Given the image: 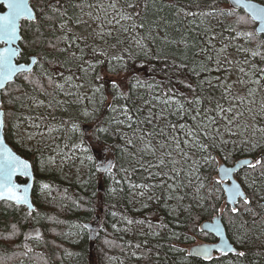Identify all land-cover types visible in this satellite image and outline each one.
I'll list each match as a JSON object with an SVG mask.
<instances>
[{
    "label": "trees",
    "instance_id": "1",
    "mask_svg": "<svg viewBox=\"0 0 264 264\" xmlns=\"http://www.w3.org/2000/svg\"><path fill=\"white\" fill-rule=\"evenodd\" d=\"M36 1L39 4L48 2V0ZM226 1L228 2V0H218V3L223 8L230 5L229 2L228 5L227 3L224 5L223 3ZM261 1L264 2V0ZM31 2L32 5H36L35 0H31ZM72 2L77 3L79 0H72ZM141 2L149 4L146 11L141 10L145 23L151 24L155 20L159 21V26L152 25L150 29L141 32L140 35L146 36L148 31H151L156 39L144 41L146 50H142L134 43L135 37L131 33L114 32L112 37H105L103 41L90 40L89 43H95V46L99 50L105 51L107 55L101 57L104 62L97 67L96 72H90L88 76L77 72L75 62L60 68L59 65L69 57L46 47L45 43L31 45L30 40L34 38L33 28L28 27V22L22 21V24L25 25V34L24 40L21 41L23 51L19 60L26 61L31 54H37L40 58V63L31 71L32 79H39L46 84V77L43 73L47 72L53 76L57 83H65L58 74V69L66 77L70 74L67 68L71 67L72 72L76 73L73 83H82L84 86L80 89H71L67 84L65 85V91L77 92L79 99L77 96H65L56 90V98L65 101V103L54 111L35 108L31 105L25 94L36 95L40 99L44 97L34 93L32 85L22 78H16L10 83L7 93H2V108L6 113V139L18 152L20 151L22 155L24 154L34 162V171L35 174L38 173L39 178L37 187L35 186L34 189L38 209L31 216H28V212L22 207L5 205V202L0 203V264H240V261L231 253L227 256L216 255L211 261L187 255L188 247L198 239L207 241L217 239L212 234L204 236L199 230L203 220L211 218L220 211V207L225 201V195L221 197L216 194L203 202V211L194 207L189 213L179 211L181 205L177 201L167 198L170 193L166 189L151 188L145 192L144 196H140L139 192L142 190L130 188L129 182L149 185L157 183V180L150 179L147 166L150 162L155 163L157 157L165 151V149H160V145L164 141L159 135L149 136L147 134L153 133L154 130L158 132L160 128L167 132V123L175 122L176 118L174 117H168V120L155 118L164 108V105L160 103L163 99L162 89L171 88L185 92L190 96L191 93H187L183 85L177 81L186 80L195 84L204 75H193L191 71L200 60V56L197 55L199 48L204 46L201 29L205 26L214 28L217 40L221 39L220 33H223L225 42L231 40L233 44L244 45V47L261 52H264V49L259 48V43L264 41V35L256 34L255 40L251 43L247 40L245 43L243 38L230 36L228 31L222 27L224 25L236 27L238 31H254L255 27L253 28L250 17L242 9L235 10L238 16L249 19V27L246 29L235 23L236 17H220L219 22L216 19L208 18L203 19L201 29L190 34L186 29L191 26L187 22L180 23L181 18L175 16L174 10L165 7L170 3H178L185 5L186 9L190 7L192 10L198 11L196 5L211 3L212 0H155V7H153L152 0H141ZM157 9L162 10L157 11ZM71 11L69 9L70 14ZM83 19L88 21L93 29L96 28L89 17L84 16ZM197 23L200 24L201 20L198 19ZM42 31L44 39L52 38L51 32L46 29H42ZM74 31L79 35L83 31V27L74 28ZM181 35L195 46L185 50L183 45L166 42L168 40L179 41ZM116 37L124 43L117 44ZM59 46L64 47L63 44ZM85 51L88 50L85 49ZM229 53L230 59L235 57L242 61L244 58L243 54L237 53L231 47ZM114 56H122L123 60L112 59ZM185 57H187L185 63L188 68L182 72L176 71L172 61L175 60L176 64H179ZM248 58L251 63L264 68V60L255 63L261 59L260 57L252 58L249 55ZM86 59H92V57L88 56ZM96 75L101 76L102 79H94ZM216 75L220 76L221 83L227 82L233 85V91L241 96H246L247 87H251V85H240L236 82L239 76L237 71H225ZM112 80L119 83V91L124 94L122 97L116 96L115 90L111 87ZM137 80L140 83H137ZM94 87L102 88L103 95L107 97L103 103H100L101 93H94ZM17 88L20 91H16ZM48 91H53V89L48 88ZM220 94V89L213 93L216 97H219ZM10 97L19 99L15 103H10ZM114 97L116 98L114 99ZM249 99L254 100L255 103L248 105L246 101V105L259 112L261 106L264 105V89ZM125 104L131 108L132 112L140 110V120H144L151 112L154 117L152 123L142 124L139 128L134 125L133 129H129L125 116L120 111ZM111 106L116 107V112L110 110ZM244 107L241 106V111L244 110ZM85 110L91 115L85 116L83 114ZM41 114L46 119H37ZM164 114L167 115L166 112ZM52 116L55 119H52ZM62 120L66 123L61 127V130L49 134L47 126L59 127ZM117 120H124L125 123L118 124ZM249 120V114L245 113L240 124L243 125ZM72 122L79 125L83 135L71 130ZM252 123L256 126H264V118L257 117ZM36 124L39 125L38 128L34 126ZM101 128L106 131H99ZM235 130L241 131L240 128H235ZM252 135L253 132L249 131L246 136L235 138V144L221 145L223 152H220L219 149L210 150V155L215 157L214 162L205 163L199 155L195 157L201 164L199 174L204 178L209 189L214 186L217 180L216 174L220 162L232 163L239 157L250 155L248 146L242 145L241 139ZM141 136H144L143 140L140 139ZM262 136L264 134L255 133L256 140H261ZM224 139L232 140L234 138L225 134ZM129 140L132 141V144L128 143ZM77 144L82 147L77 148ZM146 144L157 150L155 155L150 151L141 152ZM103 147L104 149L100 150ZM105 147L112 151V157L103 158L102 153L105 152L103 151ZM258 154L259 150L251 156L254 157ZM52 156H55V159L62 158L61 156L71 157V159H68L70 162L65 166L50 168V171L45 173L44 170L37 172L39 166L37 160L38 162L43 161L49 159L48 157L52 158ZM225 156L228 157L227 160L224 159ZM88 157H92V159L90 160ZM99 160L112 162L111 175L97 169ZM44 163L49 167L52 165L49 162ZM134 168L136 171H133ZM124 169L128 171L125 172ZM150 171L155 172L156 169ZM166 171L167 169H165ZM236 176L243 181L246 176L251 180L255 174L245 169L238 172ZM20 177L22 176L18 177V181H20ZM99 178H103L102 191L98 189ZM46 181L51 184L47 188L44 187ZM20 182H27V180ZM257 182L260 183L259 180ZM41 189L44 193H41ZM245 189L248 191L247 188ZM183 193H187L186 200L183 202V207H187V204L191 203L192 192L184 189L177 194ZM204 194L202 191L201 195ZM228 207L229 204L223 211V218L228 226L227 231L232 241L241 250H246L237 243L236 236L249 229L252 241H254L247 245V249L250 251L248 259L244 260L243 264H264V255H261V251L264 249L260 247L264 245V230L261 229L264 217H255L256 224L253 225V216L244 213L241 217L236 218L226 211ZM253 207L254 211H259L255 205ZM172 209H177L179 215L176 212L169 214ZM128 219L144 223L129 225ZM233 219L235 226L231 223ZM86 220L94 222L97 226L102 222L97 239H91L89 228L83 224V221ZM242 221L247 222L244 229H240ZM162 223L167 227H160ZM13 224L17 225V235L14 237L11 228ZM30 224L40 225L43 235L40 239H36L32 246L30 244L25 246L22 242L17 244L16 242L20 240L21 230L23 239ZM149 225L153 227L149 228ZM152 232H159L160 235H152ZM173 232L179 236V239L172 236ZM6 237L9 239H5ZM256 237L259 239L257 240ZM137 244H140L141 247L136 248ZM174 248L181 249V251H174Z\"/></svg>",
    "mask_w": 264,
    "mask_h": 264
},
{
    "label": "snow or ice",
    "instance_id": "2",
    "mask_svg": "<svg viewBox=\"0 0 264 264\" xmlns=\"http://www.w3.org/2000/svg\"><path fill=\"white\" fill-rule=\"evenodd\" d=\"M0 3L5 4L8 9L7 12L0 15V92L7 93L8 87L14 81V78H22L29 85H32L34 93L44 97L40 99L36 95L25 94L31 105L35 108H46L51 111L61 108L65 103V101L56 98V90L65 96H77L79 99L77 92L65 91V85L67 84L71 89H80L84 85L82 83H73L76 73L72 72L71 67L67 68L70 74L66 77L58 69V74L64 79L65 83H57L53 76L47 72L43 73L46 77V84L39 79H32L28 65L17 62L22 55V48L17 46V44L24 40L25 34V25L22 24V21L28 22V27L33 28L34 38L30 40L31 45L35 46L43 42L46 47L68 56L69 59L65 60L59 67L63 68L64 65H70L75 62L77 72H82L85 76H88L90 72L95 73L97 67L104 62L101 57L107 55L105 51L99 50L95 43H89L90 40L99 39L103 41L105 37H112L114 32L131 33L135 37L134 43L142 50H146L144 41L146 39L155 40L156 37L152 35L151 31H148L146 36L140 35V33L150 29L152 25L159 26V21L155 20L151 24L145 23L141 10L146 11L149 4L141 2V0H79L77 3H73L72 0H48L47 3L33 6L29 5L28 0H0ZM152 4L155 7V0H152ZM232 5L239 6L245 10L251 22L258 24L259 27L256 31H238L236 27L222 25L230 36L243 38L251 43L257 38V31L264 33V3L253 2V0H232ZM165 7L174 10L175 16L181 18L180 23L187 22L191 26L186 29L190 34L196 33L197 29H201L203 19L208 18L216 19L219 22L220 17H236L235 23L238 25L249 23V19L237 15L235 7L229 5L222 8L218 0H212L211 3L203 5H196L199 9L198 11L192 10L190 7L186 9L185 5L178 3H170L165 5ZM69 9L72 10L71 14ZM86 9L88 11H85ZM161 10L157 9V11ZM84 16L89 17V20L96 25L95 29L91 27L88 21L83 19ZM198 19L201 20L200 24L197 23ZM80 27H83V31L78 35L74 28ZM42 29L51 32L52 38L44 39ZM201 32L204 46L199 48L197 55L200 56V60L191 71L193 75H204L195 84L186 80L177 81V83L183 85L187 93H191L190 96L179 90L162 89L163 99H161L160 103L164 105V108L159 116L155 118L168 120V117H174L176 119L175 122L169 121L167 123V132L160 128L158 132L154 130L153 133L147 134L149 136L159 135L164 141L160 145V149H165V151L157 157L155 163L150 162L147 166L150 179L157 180V183L149 185L129 182V187L141 189L142 191L139 192L140 196H144L145 192L151 188L166 189L170 193L167 198L175 200L181 205L179 211L189 213L194 207L203 211V202L206 199L212 198L216 194L221 197L226 194L229 204L226 211L233 214L236 218L241 217L244 213L250 214L253 216L252 223L255 225V217H264V186H262L264 185V136H262L261 140H256L255 133L264 134V126H256L252 121H255L257 117L264 118V105L261 106L259 112H256L248 105L255 103L254 100L249 98L254 97L258 91L264 89V83H262L264 81V68L251 63L248 57L250 55L252 58L260 57L261 60H264V52L253 50L240 44H233L231 40L225 42L223 33H220L221 39L217 40L216 30L211 27L205 26L201 29ZM57 33L59 34L57 35ZM166 42L183 45L185 50L195 46L183 35H181L179 41L168 40ZM116 43L122 44L124 41L116 37ZM60 44H63L64 47H60ZM230 47L237 53L243 54L244 58L242 61L235 59V57L229 58ZM259 48L264 49V41L259 43ZM85 49L88 51H85ZM77 52H79V55H77ZM88 56L92 57V59H86ZM112 59L123 60V57L114 56ZM186 59L187 57L181 60L179 64H176L175 60L172 61L176 71L182 72L188 68L185 63ZM32 63L39 64L40 61L34 57ZM225 71H237L239 76L236 82L240 85H251V87H247L246 96H241L239 93L234 92L233 85L227 82H220L221 78L216 74ZM94 79L100 80L102 77L96 75ZM137 83L140 82L137 80ZM111 87L115 90L117 97L124 95L119 91L120 85L117 81L112 80ZM48 88H52L53 91H48ZM217 89L221 90L219 97L213 95ZM16 91H20V89L17 88ZM93 91L94 93H101L100 103L107 99L103 95L101 87H94ZM17 99L19 98L10 97L9 102L15 103ZM246 101L248 105H246ZM242 105L245 106L243 111H241ZM2 107L3 103L2 99H0V108ZM110 110L116 112L117 109L111 106ZM120 111L125 116L129 129H133L134 125L139 128L142 124H151L154 119L153 114L149 112L144 120H140V110L137 109L132 112L127 104ZM165 112L167 115L164 114ZM245 113L249 114L250 120L241 125L240 120L245 116ZM83 114L85 116L91 115L87 110ZM5 119L6 113L0 111V127L5 124ZM37 119L43 120L46 117L41 114ZM52 119H55V117L52 116ZM65 123L62 120L59 127L47 126L48 133L59 132ZM116 123L123 124L125 121L117 120ZM34 126L39 127L38 124ZM235 128H240L241 131H236ZM71 130L80 132L83 135L79 125L75 122L71 123ZM99 131H106V129L101 128ZM249 131H252L253 135L248 136L246 139H241V144L248 146L250 155L256 153L257 150H259V154L252 159H244L240 170L246 169L254 173L255 176L251 180L246 176L242 182L238 183L233 179V173L237 170L222 166L219 169V172L222 173L221 178L217 179L214 186L209 189L204 182V178L199 174L201 164L195 157L199 155L205 163L214 162L215 157L210 155V150L219 149L220 152H223L221 145L235 144V138H240L242 135L246 136ZM40 134L43 135V133ZM225 134L234 139H224ZM140 139L143 140L144 136H141ZM128 143L132 144V141L129 140ZM76 147L80 148L82 145L77 144ZM133 148H135V145H133ZM146 151H150L155 155L157 150L146 144L144 149H141V152ZM68 159H71V157H68ZM88 159L91 160L92 157H88ZM224 159L227 160L228 157L225 156ZM30 167L31 165L26 160H21L11 150H6V158L0 160V201L12 206L27 205L29 209H32L33 206L29 202L28 185L21 184L16 179L18 176H30ZM112 167L111 162H108L107 166L104 167V171L111 175ZM141 167L144 166L141 165ZM151 169H156V171L152 172L150 171ZM165 169H167L166 172ZM124 171L127 172L128 170L124 169ZM133 171H136V169L134 168ZM125 178L127 179V177ZM258 180L260 183L257 182ZM226 181L230 182V185L226 184ZM221 185L223 187H220ZM44 187L47 188L48 185H44ZM245 188L248 191H245ZM184 189L192 192L191 203H188L187 207H183L187 193L177 194ZM202 191H204V195H201ZM113 192H115V189H113ZM254 205L259 211H254ZM144 207H147V205H144ZM179 211L172 209L169 214L176 212L179 215ZM27 215L31 216L32 213L29 212ZM127 223L131 225L144 222L128 219ZM231 223L235 226L234 219ZM246 224V221H242L240 229H244ZM152 227V225H149V228ZM160 227L164 228L167 225L162 223ZM227 227V225L224 226V228ZM11 228L12 236L14 237L17 235V225L13 224ZM261 229L264 230V224L261 225ZM199 231L204 236L209 234L216 236L218 243L214 245H198L187 253L188 256L211 261L213 259L212 253L215 251L224 256L230 253L233 254L240 261V264H243L244 260L248 259L250 249H247V245L250 242H254L252 241V235H250V229L240 232L237 237V243L246 250L237 249L225 238V232L222 230L219 220L215 223L205 224ZM152 235L159 236L160 233L152 232ZM172 236L179 239V236L174 232ZM40 237L41 234L39 232H36L35 236L31 233L25 234V238L28 240L40 239ZM5 239H9V237ZM256 239L258 240L259 237H256ZM135 247L140 248L141 245L137 244ZM260 247L264 249V245ZM173 250L181 251V249L176 248ZM261 255H264V250L261 251Z\"/></svg>",
    "mask_w": 264,
    "mask_h": 264
},
{
    "label": "water",
    "instance_id": "3",
    "mask_svg": "<svg viewBox=\"0 0 264 264\" xmlns=\"http://www.w3.org/2000/svg\"><path fill=\"white\" fill-rule=\"evenodd\" d=\"M229 1V3H230V5L231 6H233V7H235V9H242V8H240L239 6H235V5H232V0H228ZM28 2H29V5L30 6H33L32 5V2H31V0H28ZM253 2H260V3H264V2H262V1H260V0H253ZM0 5H2L3 6V8H0V15H2V14H4L5 12H7V7H6V5L5 4H2V3H0ZM245 11V10H244ZM246 12V11H245ZM247 13V12H246ZM258 27H259V25L258 24H256L255 25V31L258 29ZM257 34H263L264 35V33H260V32H256ZM17 46H20L21 48H22V51H23V46H22V44H21V42H18V44H17ZM20 58V57H19ZM19 58H18V60H17V62L18 63H25V64H27L28 65V67H29V69H30V71H32L35 67H36V65L37 64H33L32 63V60H33V58L34 57H31L30 59H29V61L28 60H19ZM35 58H37V57H35ZM37 59H40V58H37ZM16 78H14V80H15ZM2 93L3 92H0V99H2ZM0 111H3V112H5V110H4V108H0ZM6 150H11V152L14 154V155H16V156H18L21 160H26L30 165H31V167H30V173H31V175L30 176H28L27 178H28V180H27V182H20V181H18V177H16V179H17V182H19V183H21V184H27L28 185V188H29V193H28V195H29V202L32 204V209H29L28 208V206H27V208H28V211L29 212H32L33 211V209H35L36 208V204L33 202V199H32V191H33V186H34V178H35V171H34V167H33V163H32V161L29 159V158H27L26 156H24V155H22L21 153H19L8 141H7V139H6V135H5V124L3 125V127H0V160H3V159H5L6 158ZM244 159H252V158H241V159H239V160H237L233 165H229V164H227V163H225V162H223L222 163V166H224V167H229V168H234V169H236L237 171L238 170H240V167H241V163H242V161L244 160ZM108 164V163H107ZM107 164L105 165V164H103L102 163V160H99L98 161V163H97V168H98V170L99 171H104V167L105 166H107ZM111 164H112V162H111ZM221 166V167H222ZM220 167V168H221ZM222 176V173H220V177ZM233 179L236 181V182H238V183H240V181L236 178V176H235V172L233 173ZM226 184H229L230 185V182L228 183L227 181H226ZM223 186V185H222ZM245 191H246V189H245ZM1 202V201H0ZM227 204H228V202H227ZM221 214H222V212L221 213H219V214H216V215H214L211 219H207V220H204L203 222H202V224H201V228L202 227H204V225L205 224H209V223H215L217 220H219L220 221V224H221V228H222V230L225 232V238L226 239H228L237 249H239V250H241L240 249V247L236 244V243H234L233 241H232V239H231V237L229 236V234H228V231H227V228H224V226L226 225L225 224V222H224V218H223V215L221 216ZM208 220H213V221H208ZM86 226L89 228V232H90V237H92V238H95L97 235H98V226H97V224H95L94 222H87V224H86ZM216 243H218V238L215 240V241H207V240H203V241H200V242H195V243H193L190 247H189V250H188V252L189 251H191L192 249H194L195 247H197L198 245H214V244H216ZM217 253H219V252H213L212 253V256L214 257V256H216L217 255Z\"/></svg>",
    "mask_w": 264,
    "mask_h": 264
},
{
    "label": "rangeland",
    "instance_id": "4",
    "mask_svg": "<svg viewBox=\"0 0 264 264\" xmlns=\"http://www.w3.org/2000/svg\"><path fill=\"white\" fill-rule=\"evenodd\" d=\"M261 1V0H260ZM35 2H36V4H39V2L38 1H36L35 0ZM229 2V1H228ZM228 2L226 1V2H224L223 4L225 5L226 3H227V5H228ZM41 4H44V2L43 3H41ZM1 8H2V6H1ZM243 10V9H242ZM247 14V13H246ZM248 15V14H247ZM238 25V24H237ZM255 23H253V28L255 27ZM239 26V25H238ZM241 27H243V29H246V28H248L249 27V25L248 24H245V26L244 25H241ZM255 31V30H254ZM257 34V33H256ZM257 35H259V34H257ZM262 36V35H261ZM237 38V37H236ZM236 42H237V39H236ZM244 42L245 43H247V40L246 39H244ZM244 46V45H243ZM251 46V45H250ZM261 61V59H259V61H256L255 63H259ZM101 149H104V147L103 148H100V150ZM98 151H99V149H98ZM103 151H105L104 153H102L103 154V158H105V159H107V158H109V157H112V151L111 150H108V148H106L105 147V150H103ZM62 158H57V159H55L56 157L55 156H52V158H50V157H48L49 159H46V160H43V161H39L38 162V160H37V164H39V166H38V172L41 170H44V173L46 172V171H50V168H54V167H60L61 165L62 166H65L67 163H69L70 162V160H68V157H66V156H61ZM104 159V160H105ZM68 161V162H67ZM44 162H49L50 164H52V165H50V167L47 165V164H45ZM102 163L103 164H107L108 163V161H102ZM56 169V168H55ZM251 175V174H250ZM216 177H217V174H216ZM217 179H218V177H217ZM238 179H239V177H238ZM240 181H241V179H239ZM242 182V181H241ZM44 185H51L50 183H49V181H46V182H44ZM41 193H44V192H42V189H41ZM226 203H225V201L223 202V205L220 207V211H218L217 213H219V212H222L223 213V211H224V209H225V207H226ZM83 224H84V221H83ZM101 224H102V222L101 223H99V226H98V229H99V231L101 230ZM40 234H41V236L43 235L42 234V231H40L39 232ZM22 230H21V235H20V240L19 241H17L16 243L17 244H20L21 242L22 243H24L25 245H29L30 244V242L28 241V240H26L25 238H23L22 239ZM236 237H238V235L236 236ZM97 239V238H96ZM92 240H94V239H92ZM200 241H203V239H198L197 240V242H200ZM192 245V244H191ZM190 245V246H191ZM189 246V247H190ZM189 247H188V249H189ZM19 251H20V249H19ZM219 254H221V253H217V255H219Z\"/></svg>",
    "mask_w": 264,
    "mask_h": 264
},
{
    "label": "flooded vegetation",
    "instance_id": "5",
    "mask_svg": "<svg viewBox=\"0 0 264 264\" xmlns=\"http://www.w3.org/2000/svg\"><path fill=\"white\" fill-rule=\"evenodd\" d=\"M1 6L2 5H0V8H1ZM2 8H3V6H2ZM32 163H33V167L35 169V164H34V162H32ZM37 172H38V170H37ZM35 176H36V179H35V183H34V187H33V191H32V199H33V202L36 204V209H34L31 213H33L34 211H36L38 209V204H37V201H36V198H35V195H34V189H35V186L37 187V181H38V178H39L38 173L35 174ZM19 180L20 181H26V180H28V178L27 177H20ZM0 203H2V201ZM5 205H9V204L6 203ZM17 207H22V208H24V210H26L29 213L28 208H27L26 205L17 206ZM40 231H41V227L38 224H36V225L30 224L29 227L26 229V233H31L33 236H35L36 232H40ZM25 234H24V238H25ZM26 240H28V239H26ZM28 241L30 242V246H32L33 242L36 241V239H31V240H28ZM25 246H28V245H25ZM26 248H30V247H26ZM20 252H21V249H20Z\"/></svg>",
    "mask_w": 264,
    "mask_h": 264
},
{
    "label": "bare ground",
    "instance_id": "6",
    "mask_svg": "<svg viewBox=\"0 0 264 264\" xmlns=\"http://www.w3.org/2000/svg\"><path fill=\"white\" fill-rule=\"evenodd\" d=\"M31 57H37V58H39V56L37 55V54H31V55H29V57H28V61H29V59L31 58ZM22 154V153H21ZM241 158H254V157H252L251 155H246V156H242V157H239L238 159H236L234 162H232V163H227V162H225V161H222V162H220L219 164H218V169H217V177H218V179H220L221 177H220V172H219V169H220V167L222 166V163L223 162H225V163H227V164H229V165H233L237 160H239V159H241ZM98 169V168H97ZM241 170H238V171H236L235 172V176H236V174L238 173V172H240ZM106 172V171H105ZM236 178L238 179V177L236 176ZM35 179H36V176H35V178H34V183H35ZM239 180V179H238ZM240 181V180H239ZM228 182V181H227ZM241 182V181H240ZM229 183V182H228ZM34 187V186H33ZM223 187V186H222ZM98 189L100 190V191H102L103 190V178H99V180H98ZM225 203L227 204V195L225 194ZM36 209V208H35ZM34 210V209H33ZM219 213H221V212H219ZM219 213H215L214 215H216V214H219ZM223 214V213H222ZM213 215V216H214ZM212 216V217H213ZM211 217V218H212ZM211 218H207V219H211ZM207 219H205V220H207ZM204 221V220H203ZM202 221V222H203ZM208 221H213V220H208ZM87 222H91L90 220H86V221H84V225L86 226V224H87ZM202 224V223H201ZM200 228H201V225H200ZM98 231H99V229H98ZM99 234H100V231L98 232V235L95 237V238H92L91 237V239H96V238H98L99 237ZM183 237V236H182ZM189 250V249H188Z\"/></svg>",
    "mask_w": 264,
    "mask_h": 264
}]
</instances>
